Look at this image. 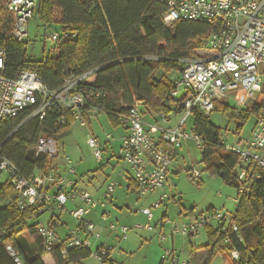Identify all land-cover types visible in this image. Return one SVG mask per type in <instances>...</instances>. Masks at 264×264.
Here are the masks:
<instances>
[{
	"label": "trees",
	"instance_id": "trees-1",
	"mask_svg": "<svg viewBox=\"0 0 264 264\" xmlns=\"http://www.w3.org/2000/svg\"><path fill=\"white\" fill-rule=\"evenodd\" d=\"M3 6L4 0H0V47L5 48L3 72L6 77L14 78L21 71L33 72L49 90H55L69 75L79 76L97 70L91 82L80 85L86 95V104L82 108L85 126L90 124L88 112L97 107L111 124L119 127L118 116L135 101H141L147 113L178 117L186 95L182 94L178 99L171 96L176 87L167 75L180 74L179 60L199 57L197 50L202 48L203 40L211 30L209 25L189 21L165 27L162 16L166 8L155 0H39L36 19L46 30L74 32L76 40L62 43L53 50V55L41 61H28L25 42L7 40L14 20ZM54 25L59 29H52ZM147 57L157 60L151 61ZM158 71L164 75L156 78ZM88 93H102L105 98L93 100L87 97ZM262 98L264 91L247 109L216 102L214 111L235 119L239 129L249 116L258 117L264 111ZM30 112V109L25 110L15 118L0 122V158L12 162L23 177L34 172L56 171L52 160L35 156L33 147L41 138L57 141L60 133L75 122L69 111L57 105L51 106L42 120L33 118L24 122ZM192 116L195 135L203 144L201 163L204 169L238 192L235 210L227 217L229 225L234 224L237 232L229 227L216 236L212 229H206L209 238L206 247H210V253L204 264H209L217 252L230 254L233 250L239 258L238 261L231 259V264H264V174L256 165H250L245 182L231 178L237 156L222 150L220 130L210 123L208 116L198 111ZM60 118L63 124L58 123ZM165 147L173 159L179 149ZM255 175L259 179H254ZM10 186L9 181H2L0 176V264H42L41 257L45 253L41 241L37 242L34 253L30 251L26 237L37 233V224L47 213L44 210L38 213L36 207L20 210ZM131 187L128 184L127 190ZM53 212L57 218L52 227L55 230L61 222V214ZM193 212L191 209L189 214ZM65 239H59V244L52 249L53 263L81 264L90 257L88 249H72L63 259L61 249ZM220 244L224 247H219ZM7 248H11L14 255L7 252ZM164 261L161 258L160 264Z\"/></svg>",
	"mask_w": 264,
	"mask_h": 264
},
{
	"label": "built area",
	"instance_id": "built-area-1",
	"mask_svg": "<svg viewBox=\"0 0 264 264\" xmlns=\"http://www.w3.org/2000/svg\"><path fill=\"white\" fill-rule=\"evenodd\" d=\"M162 4L166 11L162 21L169 26L179 21L200 22L211 27L210 33L202 43V50L207 52L199 54L194 59H182L180 63L179 80L175 82L176 89L171 93L177 97L183 90L186 98L181 104V114L176 118L168 115H154L152 123L143 118L146 111L142 108L141 101H135L127 108L124 114L118 116V121L127 131V135L121 141L119 151L120 160L129 167L132 183L136 186V195L144 199L147 195L162 190L168 178L172 157L165 145L173 149H180L182 141L192 139L198 147L203 144L195 135L196 127L193 120L191 137L185 132V124L194 111L208 116L215 110V103L222 102L229 94L243 93L245 101L257 102L264 91V0H155ZM39 0H4V8L12 15L14 23L7 40L23 42L27 38V25L31 18L38 17ZM47 35V42L51 49L59 47L64 42L76 40V34L70 31H51ZM200 49V50H201ZM5 48L0 47V122L15 118L25 110H31L24 122L33 118L42 120L46 111L54 105L67 110L85 126L82 116V108L86 104V95L80 89L83 83L93 80L95 72L92 70L79 76L69 75L64 78L62 85L49 90L36 73L21 71L14 78L4 75ZM155 61L157 58L147 57ZM88 98L101 101L105 98L102 93H88ZM264 103V98L261 99ZM241 102V107H244ZM102 114V110L93 107L88 112V117L93 118ZM171 119L175 124L169 126ZM63 124V119L57 120ZM23 123V122H22ZM251 137L243 141L242 146L225 145L222 141V150L237 156L238 162L231 172V178L239 182H245L250 165H256L264 174V111L256 117ZM110 136H106L108 143ZM58 143L52 138H41L33 147L35 156H46L55 162L59 155ZM87 146L93 151L96 162L102 161L101 143L94 137L89 136ZM68 158H65L66 166L63 171H49L46 173L34 172L29 177L21 176L18 168L9 160L0 158V176L5 175L13 188L16 196V206L20 210L36 207L38 213L44 210L50 216L47 223L37 224V235L41 241L42 251L50 254L59 239L53 230L57 218L53 211L60 214L67 213L75 224L74 229L67 231L63 248L62 258H66L68 250L88 249L90 257L98 264L111 262V253L114 250L106 242H100L93 252L90 247V239L101 241L102 236L97 232L96 226L88 216L95 209H103L112 199L116 183H109L100 199H94L85 191L76 188L73 176H76L74 167ZM193 179L199 178V173L191 168ZM259 179L258 175L253 176ZM264 191V186L263 189ZM242 191L239 190V193ZM162 194L151 208L157 209L164 200ZM67 204L73 205L71 210L65 211ZM146 221L153 218L149 209L142 210ZM145 230L152 231L149 224ZM169 226V237L176 236L192 237L200 233L202 229H212L215 235L226 231L231 227L237 232L234 224L229 225L226 214L219 211H207L193 218L191 221H183L180 224L166 222ZM161 228V226H159ZM136 228H140L137 226ZM159 228V229H160ZM161 232V231H160ZM159 232V233H160ZM119 235L126 239L128 228L121 227ZM161 241L166 237L162 234ZM226 242V241H225ZM11 253V248H7ZM233 250L229 256L232 261H238L239 255ZM162 259L177 263L172 250L164 249ZM17 261V260H16ZM20 264V263H17Z\"/></svg>",
	"mask_w": 264,
	"mask_h": 264
},
{
	"label": "rangeland",
	"instance_id": "rangeland-1",
	"mask_svg": "<svg viewBox=\"0 0 264 264\" xmlns=\"http://www.w3.org/2000/svg\"><path fill=\"white\" fill-rule=\"evenodd\" d=\"M52 29L58 30L59 28L57 25H54ZM26 33L28 35L24 39V42L26 45V59L28 61H41L43 58L53 55V49H51V45L46 39L50 32H47L44 24L39 19L34 17L29 20ZM197 53L203 54L207 52L201 49L197 50ZM162 75H164L163 72L158 71L156 78ZM178 77L180 76L176 72L167 75V78H170L174 82L179 80ZM179 91L180 93L175 97L176 99L180 98L183 94V90ZM227 97L221 103H228L237 109H247L253 105V101H245L242 92L229 94ZM241 102H244V107H241ZM143 118L145 121L150 120L147 114ZM208 119L214 127L220 130V140L225 145L242 146L243 144L241 143L251 137L256 117L254 115L249 116L239 129L236 127L237 122L235 119L229 118L217 110L210 113ZM89 120L90 124L88 126H81L78 121H75L67 131L60 133L57 137L59 155L55 161L61 162L66 166L64 159L68 158L67 160L74 167V172L78 175L73 177L79 178L78 182L85 183L84 188L82 185L81 188H86L87 190L85 189V192L89 193L94 199L101 198L100 196L104 193L109 183H116V187L111 196L113 203L123 208L121 210H111V219L109 222L113 223V237L111 241L109 240V243H106L109 245L112 244L110 246L115 248L111 253V258L114 257L112 260L118 264H160L161 258L164 255V249H168L174 251V256L177 259L176 264H204L210 253V247H206L209 245V238L205 233L206 229L200 230L197 237L192 236L187 239V237L176 236L175 241L178 242L176 245L172 244L174 246L172 248L169 241V226L164 224L162 230L159 227L161 233L168 239L165 243H162L157 234L153 233L154 235H151L148 230L144 229V226L149 221L147 222L146 217L142 215V210L149 209L151 211L153 218L149 224L152 227L156 225L155 222L159 221L162 214L167 215V218L162 220L163 222L174 224H180L186 217L189 218L186 221H191L193 220L192 216L195 214L198 216L201 213L214 210H219L228 217L235 210V204L232 202V199L234 200L237 197L238 192L236 189L224 183L219 176L204 169L201 163L202 149L192 139H187L184 142L182 141L181 148L172 159V167H170L168 178L161 191V195L164 194L166 198L157 209H153L151 208L152 204L149 202V197L139 199L135 193L136 186L131 181L126 182L132 185L131 190L126 192L127 185L124 183V178L127 176L130 177V170H128L129 167L119 157L122 129L111 124L106 119L105 114H99L97 117L90 118ZM192 125L193 119L190 117L184 127L185 132L190 137L192 135ZM89 136L96 138L102 145L100 150L102 161L100 163L95 161L92 149L87 146ZM106 136H110L108 143L105 141ZM192 167L198 171V179L192 180V177H190ZM6 179L7 177L5 175L1 176L2 181ZM104 181L106 182L103 183ZM93 186H101V190L96 196L91 192ZM158 193L159 191L155 195H159ZM1 206L2 204L0 203ZM108 206L109 204L105 208L107 207L109 209L110 207L108 208ZM72 207L73 205L67 204L65 211L71 210ZM191 209L195 213L189 214ZM68 216L65 213L61 217L64 219L65 224L69 226L68 230L74 229L75 221ZM49 218V215H45L41 219V223L46 224ZM92 218H96L95 215ZM95 226L97 232L101 233L102 239L101 241H94L93 238L90 239L92 244L90 249L93 252L100 242H105L103 236L107 234L99 226V223L98 225L96 223ZM137 226L140 228H136ZM121 227L128 228L125 240L119 235ZM29 237L27 236L26 238L31 240ZM219 247L224 246L220 244ZM48 256L52 258L50 254ZM50 262L46 259L45 263L51 264ZM81 262L84 264H98L92 256ZM164 264L173 263L165 260ZM209 264H231L229 253L217 252Z\"/></svg>",
	"mask_w": 264,
	"mask_h": 264
},
{
	"label": "crops",
	"instance_id": "crops-1",
	"mask_svg": "<svg viewBox=\"0 0 264 264\" xmlns=\"http://www.w3.org/2000/svg\"><path fill=\"white\" fill-rule=\"evenodd\" d=\"M149 115V119L150 120H147V122L148 123H152L153 122V120H154V115H152V114H150V113H145V115ZM175 124V121L173 120V119H171L170 120V122H169V126H172V125H174ZM119 128H121L122 130V134H121V141H122V139L127 135V131H125V128L124 127H122V126H119ZM121 141H120V143H121ZM61 162H57V161H55L54 162V166L56 167V172L57 173H60V172H62L63 171V167H64V165L62 164ZM76 176H78L77 174H76ZM124 178V177H123ZM76 180H77V182L79 181V178H75ZM124 183H126V182H129V181H131V183H132V179H131V175H130V177H125L124 178ZM106 181H104L103 183H105ZM87 183H89V182H87ZM103 183H101L102 185H103ZM84 184L85 183H80V182H78V184L76 183V185H77V188H78V190H80V191H85V189H82L81 188V185H82V187L84 186ZM126 185L128 186V184L126 183ZM127 186H126V192H129L128 190H127ZM84 188V187H83ZM87 190V189H86ZM100 190H101V186L100 187H96V186H93L92 187V189H91V192H93V194L96 196V195H98L99 194V192H100ZM162 190H159V195H155V193H152V194H149V195H147V197H145V198H148V199H150V204H153L156 200H158L159 198H160V196H161V192ZM136 193V192H135ZM144 198V199H145ZM145 201H147V200H145ZM232 202H234V204L236 203V199H232ZM136 203H137V200H136ZM138 204V203H137ZM147 204V203H146ZM148 205V204H147ZM146 206V205H145ZM110 207V208H109ZM125 207V206H124ZM108 208L109 209H107V207L106 208H104L103 210L101 209V210H99V209H96L95 211H93L89 216H88V219L92 222V223H97V225H98V223H99V226L100 227H102V230L103 231H106L107 232V234H105V236H103L104 238V241L105 242H107V243H109L110 241H111V239H112V237H113V235H112V233H113V223L112 222H109L110 221V219H111V210H121L122 208L121 207H119V206H117V205H115L114 203H113V199H111V201H110V203H109V206H108ZM94 213V214H93ZM195 213V212H194ZM62 215H64V214H61V215H59L60 216V220H61V222L56 226V228H55V234L57 235L56 237H58L59 239H64L65 237V235H66V233H67V231H68V227L69 226H67L66 224H65V221H64V219L61 217ZM93 215H95V217L96 218H92V216ZM190 216V215H189ZM196 216V214L195 215H193L192 217L194 218ZM69 217V216H68ZM164 218H167V215L166 214H162L161 215V217H160V219H159V221H156L155 222V224L156 225H154L153 226V230L152 231H149V233L151 234V235H154L153 233H155V234H157L159 237H161V232H160V229H159V226H161V230H162V227L164 226V224H166V222H163L162 220L164 219ZM185 219V218H184ZM187 219H189V218H187L186 217V219L184 220V221H186ZM183 222V221H182ZM160 232V233H159ZM206 233V232H205ZM199 235V234H198ZM198 235H196L195 237H197ZM206 235H207V233H206ZM38 237V235L37 234H34V235H31L29 238H31V240H29V239H27V242H28V245H29V248L31 249L30 251H32V252H34V253H36V251H35V249H36V246H37V242L38 241H40L39 240V238H37ZM170 238V237H169ZM110 240V241H109ZM168 239H165L164 241H161L162 243H165L166 241H167ZM170 245H176V243L178 242V241H175V237L173 238V239H171L170 238ZM110 245H112V244H110ZM172 245V248L174 247ZM114 248V247H113ZM115 249V248H114ZM192 254V253H191ZM51 256H52V254H50ZM112 256V255H111ZM114 258V257H113ZM112 258V259H113ZM46 259L47 260H49V261H51L50 263L51 264H55V263H53L54 262V260H53V257L51 258L50 256H48V254H44V255H42V257H41V260H42V264H47V263H45L46 262ZM110 260V261H112L111 262V264H118L116 261H114V260ZM53 261V262H52ZM83 261V260H82ZM81 264H84L83 262H81Z\"/></svg>",
	"mask_w": 264,
	"mask_h": 264
}]
</instances>
